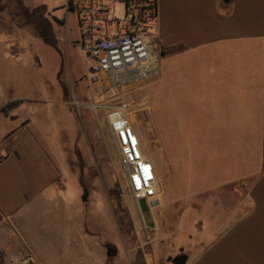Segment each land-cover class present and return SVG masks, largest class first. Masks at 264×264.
<instances>
[{"label":"crops","instance_id":"1","mask_svg":"<svg viewBox=\"0 0 264 264\" xmlns=\"http://www.w3.org/2000/svg\"><path fill=\"white\" fill-rule=\"evenodd\" d=\"M157 3L161 58L204 56V99L193 98L204 100V209L190 213L199 227L170 244H182L186 264H264V0ZM14 15L0 6V216L56 221L54 230L45 226L55 234L42 248L53 255L50 264H161L164 257L172 264L173 251L145 244L110 247L108 255L86 230L95 229L96 216L88 215L82 231L86 216L65 209L75 200L60 146L64 89L26 71L39 60L18 48L27 41L11 34Z\"/></svg>","mask_w":264,"mask_h":264},{"label":"rangeland","instance_id":"2","mask_svg":"<svg viewBox=\"0 0 264 264\" xmlns=\"http://www.w3.org/2000/svg\"><path fill=\"white\" fill-rule=\"evenodd\" d=\"M65 5L66 0H0L2 8L7 6L15 13L11 34L27 41L18 48L27 47L30 56L39 60L26 71H37L44 84L64 89L65 106L54 111L63 115L60 146L65 187L75 200L66 201V205H80L75 211L65 209L86 216L82 231L89 226L88 215L96 216L95 229L86 230L106 252L110 247L145 244L149 249L168 248L174 258L184 247H173L171 237L177 235L183 243L199 227L190 221V213L204 209V100L193 101L204 99V56L160 57L159 67L165 69L121 94L131 105L144 153L156 163L162 177L160 203L149 207L146 219L132 197L107 121L108 107L117 105L118 99L111 101L102 79L91 77L77 43L74 15H67ZM155 81L165 96L156 94ZM84 188L88 191L86 202ZM47 224L52 230L57 228L56 221L0 216V264H50L53 255L42 252L54 233ZM68 256L64 255L71 258ZM161 264L170 263L164 257Z\"/></svg>","mask_w":264,"mask_h":264},{"label":"built area","instance_id":"3","mask_svg":"<svg viewBox=\"0 0 264 264\" xmlns=\"http://www.w3.org/2000/svg\"><path fill=\"white\" fill-rule=\"evenodd\" d=\"M67 9L75 15L77 43L91 77L102 79L111 101L118 99L108 107L107 121L132 197L157 207L156 167L144 153L131 105L121 96L126 88L158 74L157 0H69Z\"/></svg>","mask_w":264,"mask_h":264},{"label":"water","instance_id":"4","mask_svg":"<svg viewBox=\"0 0 264 264\" xmlns=\"http://www.w3.org/2000/svg\"><path fill=\"white\" fill-rule=\"evenodd\" d=\"M86 200H87V195L83 198L84 202H86ZM139 207H140L141 211L143 212L145 218L148 219V217H150V209L144 200L139 202ZM113 251L114 250L110 248L108 251V255H111ZM180 252H181L180 255L169 259V261L172 264H186L188 256L186 254H184L183 249H181Z\"/></svg>","mask_w":264,"mask_h":264},{"label":"flooded vegetation","instance_id":"5","mask_svg":"<svg viewBox=\"0 0 264 264\" xmlns=\"http://www.w3.org/2000/svg\"><path fill=\"white\" fill-rule=\"evenodd\" d=\"M84 190H85V193H86V195H88V191H87V189H86V188H84Z\"/></svg>","mask_w":264,"mask_h":264},{"label":"bare ground","instance_id":"6","mask_svg":"<svg viewBox=\"0 0 264 264\" xmlns=\"http://www.w3.org/2000/svg\"><path fill=\"white\" fill-rule=\"evenodd\" d=\"M159 181V180H158ZM158 184V186H159V183H157Z\"/></svg>","mask_w":264,"mask_h":264}]
</instances>
